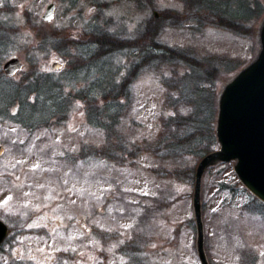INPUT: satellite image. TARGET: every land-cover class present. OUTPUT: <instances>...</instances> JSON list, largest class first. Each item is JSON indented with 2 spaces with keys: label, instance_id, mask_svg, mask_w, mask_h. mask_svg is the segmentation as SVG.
I'll list each match as a JSON object with an SVG mask.
<instances>
[{
  "label": "rangeland",
  "instance_id": "rangeland-1",
  "mask_svg": "<svg viewBox=\"0 0 264 264\" xmlns=\"http://www.w3.org/2000/svg\"><path fill=\"white\" fill-rule=\"evenodd\" d=\"M258 1L264 9L263 1ZM51 2L55 4L54 17L45 23L41 15ZM140 3L3 0L0 24L6 35L0 40V68L12 56L28 65L8 80L14 90L46 76L62 92L90 91L87 85L100 80L92 72L93 66L88 74L84 71L89 63L68 69L73 64L71 58L63 57L48 43L69 37L70 43L77 41L79 53H91L95 48L93 30L106 28L126 44L155 12L159 17L167 10L178 12L176 17L182 13L183 18H175V23L167 20L160 34L166 44L227 57L240 67L258 52L257 34L264 10L248 23V36L240 37L189 18L181 0H164L167 7L161 6V0ZM38 31L48 39L42 42ZM125 44L106 56L102 67L105 82L118 83L126 72L131 58ZM53 62L62 63V67L53 69ZM32 66L37 69L33 74L29 72ZM170 70H146L132 82L131 100L128 106L124 101L126 109L111 127L121 133L126 144L156 145L163 131L161 117L173 115L172 102L167 105L165 100L170 92L161 78ZM236 71L220 72L216 95ZM13 88L0 83V219L10 229L9 239L0 248V264H53L62 256L63 264H201L196 248L194 183L191 186L173 174L182 169L195 171L201 158L140 150L119 165L94 153L108 146L106 130L90 123V112L81 100L69 101L63 121L52 118L43 124L38 122L46 114L42 102L20 111L9 105L4 113ZM25 88L20 91L26 92ZM102 103L100 99L98 104ZM100 111L105 113L102 106ZM86 147L94 155L81 157ZM232 164L215 163L202 176L204 252L208 264H239L247 254L255 257L245 264L252 258L254 264H264V207H253L251 196L237 184ZM233 186L235 189H230Z\"/></svg>",
  "mask_w": 264,
  "mask_h": 264
},
{
  "label": "trees",
  "instance_id": "trees-1",
  "mask_svg": "<svg viewBox=\"0 0 264 264\" xmlns=\"http://www.w3.org/2000/svg\"><path fill=\"white\" fill-rule=\"evenodd\" d=\"M146 1L141 0L138 5L142 6ZM181 1L185 12L191 15L189 18L206 27L221 28L240 37L248 36V23L252 19H257L264 10L263 5L258 0ZM167 11L169 12L159 17L153 14L145 24L141 25L133 33L129 42L127 39L126 44L120 35L110 32L106 28L93 30L95 32L91 36V42L95 45V48L91 53L90 51H86L85 54L79 53L77 51V41L72 44L69 37H58L55 41L52 40L48 43L52 48L58 50L63 57L71 58L70 62L73 64L68 69L74 70L78 68V65L82 67L84 64L89 63L84 71L85 74H88L92 71V69L89 70V67L93 66L92 72H95L98 76L97 79L100 80L95 82V84L91 81L90 85H87L90 91L80 88L79 90L72 91L70 89L67 90L68 92L66 90L62 92L58 88L59 85L54 84L53 81H49L46 76H43L42 78H35L36 80L33 83L25 86L26 88L23 87L26 90L24 94L20 91L23 89L22 87H15V90L11 87V84L8 83L10 78L5 76L0 68V80H2L0 83L5 82L14 90L10 100L4 107V113L5 110L8 111L10 109L8 108L9 105H15L16 110L20 111L26 105H36L42 102V109L45 110L46 114L38 122L49 123L52 118L59 122L66 119L65 108L69 101L79 99L87 106L90 112V123H93L101 131L103 129L106 130L105 140L108 146H106V149L100 148L94 152L100 157H104L119 165L124 164L125 157L128 159L133 158L140 150L153 151L159 156L173 154L176 155L175 157L191 155L198 159L202 158L218 146L214 127L217 108L215 86L218 75L220 72H234L240 67V63H233L227 57L211 53L200 54L193 49H183L164 43L160 34L168 24L167 20L170 23H175V18L179 20L180 16L182 17V13H179V16L176 17L178 12L174 10ZM3 26V24H0V40H3V36L6 35L5 27ZM38 34L43 36L42 42L48 39V37L44 38L43 32L38 31ZM123 44H125V47L129 46L127 56L131 58V63L129 60L127 70L118 83L109 81L110 79L105 82L103 76L105 74L102 71V67L108 59L107 57L111 55L112 49H119ZM113 52L115 53L116 51ZM158 68H161L162 71L165 68H171L170 72L162 75L161 78L164 80V86L170 92L166 95L165 100H167V105L172 102L173 115H169L165 119L161 117L163 131L156 140L155 146H130L125 143L121 133L117 130L111 131V127L118 121L119 113L124 112L126 109L124 101L127 100L128 106L131 100L132 82L142 72ZM36 70L32 66L29 72L33 74L37 72ZM91 92L94 93L91 94ZM100 99H103L101 105L98 104ZM101 106L105 110L102 115ZM109 129L110 133L108 132ZM86 149H88L87 152L82 151L79 154L81 157L94 155L89 147H86ZM173 174L176 178L193 186L195 179L194 170L189 172L188 169H182L174 171ZM184 175L185 179H182ZM230 189H235V187H230ZM245 192L251 196L254 208H257L256 205L261 208L264 207L262 202L246 190ZM8 237L5 241L9 239ZM136 238H139V235H136ZM130 244L132 245L133 243ZM130 244L128 243L127 245ZM249 257L255 256L247 254L245 258L244 256L242 257V261L239 264H245ZM62 261L63 256L53 264H63ZM254 262L255 258H252L248 263L254 264Z\"/></svg>",
  "mask_w": 264,
  "mask_h": 264
},
{
  "label": "water",
  "instance_id": "water-1",
  "mask_svg": "<svg viewBox=\"0 0 264 264\" xmlns=\"http://www.w3.org/2000/svg\"><path fill=\"white\" fill-rule=\"evenodd\" d=\"M54 7L53 3L47 5L42 16L45 21L53 17ZM258 43L255 58L223 86L218 96L216 119L219 148L206 154L197 165L193 209L196 248L201 264H208L203 247L200 202L201 176L208 166L233 160V169L240 183L264 202V18L258 29ZM22 66L20 59L14 56L7 59L2 68L7 76H12ZM59 66L57 62L52 63L53 68ZM7 230L0 220V243Z\"/></svg>",
  "mask_w": 264,
  "mask_h": 264
},
{
  "label": "snow or ice",
  "instance_id": "snow-or-ice-1",
  "mask_svg": "<svg viewBox=\"0 0 264 264\" xmlns=\"http://www.w3.org/2000/svg\"><path fill=\"white\" fill-rule=\"evenodd\" d=\"M2 2H3V0H0V3H2ZM161 6H162V7H167L166 4L164 3V0H161ZM5 202H6V201H5Z\"/></svg>",
  "mask_w": 264,
  "mask_h": 264
},
{
  "label": "clouds",
  "instance_id": "clouds-1",
  "mask_svg": "<svg viewBox=\"0 0 264 264\" xmlns=\"http://www.w3.org/2000/svg\"><path fill=\"white\" fill-rule=\"evenodd\" d=\"M166 6H168V5L166 4Z\"/></svg>",
  "mask_w": 264,
  "mask_h": 264
}]
</instances>
